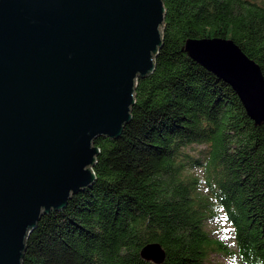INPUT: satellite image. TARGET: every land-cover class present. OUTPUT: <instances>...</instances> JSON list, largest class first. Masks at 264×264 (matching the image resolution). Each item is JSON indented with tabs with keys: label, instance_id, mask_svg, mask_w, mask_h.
I'll return each instance as SVG.
<instances>
[{
	"label": "trees",
	"instance_id": "obj_1",
	"mask_svg": "<svg viewBox=\"0 0 264 264\" xmlns=\"http://www.w3.org/2000/svg\"><path fill=\"white\" fill-rule=\"evenodd\" d=\"M162 47L139 78L131 121L118 139L98 138L91 188L41 217L21 264H206L226 253L264 264V123L237 94L184 52L187 40H232L264 78V3L163 0ZM225 221L235 251L208 230Z\"/></svg>",
	"mask_w": 264,
	"mask_h": 264
},
{
	"label": "water",
	"instance_id": "obj_2",
	"mask_svg": "<svg viewBox=\"0 0 264 264\" xmlns=\"http://www.w3.org/2000/svg\"><path fill=\"white\" fill-rule=\"evenodd\" d=\"M164 15L163 0H0V264H21L41 217L92 187L94 142L131 121ZM184 52L264 123L262 72L232 40H187ZM140 256L165 253L149 244Z\"/></svg>",
	"mask_w": 264,
	"mask_h": 264
},
{
	"label": "rangeland",
	"instance_id": "obj_3",
	"mask_svg": "<svg viewBox=\"0 0 264 264\" xmlns=\"http://www.w3.org/2000/svg\"><path fill=\"white\" fill-rule=\"evenodd\" d=\"M258 3H264V0H252ZM208 230L212 233L217 240H219L223 245L226 246L228 252L235 251V241L233 239V234L231 227L223 220H218L210 223L208 225ZM156 257L157 254H151ZM159 255V254H158ZM206 264H238L235 257L226 253H217L210 255Z\"/></svg>",
	"mask_w": 264,
	"mask_h": 264
}]
</instances>
